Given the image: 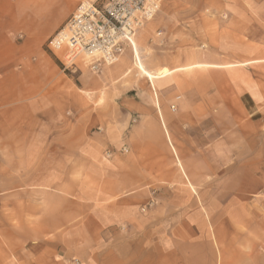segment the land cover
<instances>
[{"label":"rangeland","instance_id":"1","mask_svg":"<svg viewBox=\"0 0 264 264\" xmlns=\"http://www.w3.org/2000/svg\"><path fill=\"white\" fill-rule=\"evenodd\" d=\"M87 1L94 0H80L47 38L38 54L15 62L14 69L19 77L17 82H31L32 85L24 91L22 98L26 104L25 119H18L15 110L7 117L8 132L0 127V196L8 198V202H0V226L9 228L1 231L0 239L3 238V244L10 252L26 245L29 240L61 238L65 230H73L74 238L80 236L75 229L85 222L83 218L69 221L67 227H56L51 236L34 231L36 226L45 224V220L40 218L25 217V224L17 228V208L24 206L26 209L33 205L34 200H40L43 205V192L51 189L35 187L39 180L51 179L52 184L57 185L52 188L53 192L60 196L64 194L60 185L66 179L80 185L82 180L89 178L87 168H90V164L112 161L116 155L118 162H136L140 168L138 175L143 176L144 166L152 157L154 162L162 165L155 168L152 185L146 186L143 179L131 189L134 194L146 199L139 209V214L144 215L140 219L142 223L138 222L140 226L135 228V232L137 230L139 233L140 227H146L145 215L153 213L157 206L175 212L176 204H160L159 199L161 195L168 194L174 203L181 200L178 188L173 186L179 180L182 184L184 180L178 165L188 166L186 175L188 173L204 179L209 172L198 168L207 167L211 157L217 162V183H223L229 172L219 170L220 167L228 162L235 167L241 159H251L254 152L264 155V138L256 137L240 104L241 100H246L247 93L257 99L258 92H253L255 79L264 82V78L259 76H264V62H261L264 60V0H158L154 16L133 37L141 59L136 50L135 63L148 71H156L155 74L163 72L162 77L153 80V85L140 77L143 76L140 72L139 76L129 47L119 54L115 64L102 67L97 74L90 72L91 61L85 57L77 58L74 66L64 68L57 59L60 55L49 52L50 39L79 3ZM61 12H54L48 22ZM254 60L258 62L241 66ZM193 63L208 66L177 70ZM29 67L41 70L31 71ZM169 70L173 73L166 77ZM29 72L36 75L28 77ZM90 76L95 82L90 87L91 92H84L81 90L82 87L84 89L83 83ZM155 80L158 81L154 92ZM33 82L41 83L40 90H33ZM155 93L161 110L166 108L174 116L179 113L189 118L180 121L174 119L170 124L176 156L155 119ZM127 99L141 105L138 113L129 112ZM29 102L33 106L28 105ZM261 104L260 111L263 112L264 100ZM171 106L175 107L174 111L170 109ZM27 118L35 119V122ZM20 129L34 130L40 136L38 141L42 148L56 147L55 168L40 172L22 169L27 167L30 157L24 154V148L32 139L18 138ZM160 147L167 149L168 154H162ZM233 172L236 174V171ZM167 174L169 184L163 177ZM39 175L35 184L34 179ZM184 189L190 190L188 186ZM217 189L219 194L223 190L222 185ZM18 193L26 194L25 204L16 203ZM259 200L262 199L256 198L252 205L258 217H252L248 212V219L252 221L238 228L240 233L232 234L231 245L221 249L218 244L214 245L212 240L200 235L204 250L192 254L193 250L185 249V258L188 256L186 264H264V232L255 225H264V203ZM223 201L224 198L218 196V203ZM93 206L96 210L99 204L95 202ZM189 206L192 207L191 204ZM225 213L216 210L214 221H223ZM160 224L161 220L153 219L147 227L155 226L159 232ZM91 228H95V231L101 229ZM88 236L91 242L95 241L99 246V250L93 253L97 261L118 254L119 246L141 239L140 234L129 233L125 226L120 227L117 238H107L101 234L99 239H96L98 235L96 238L92 234ZM153 237L158 239L160 236ZM157 244L154 242L153 249H158ZM55 264L69 263L56 259Z\"/></svg>","mask_w":264,"mask_h":264},{"label":"crops","instance_id":"2","mask_svg":"<svg viewBox=\"0 0 264 264\" xmlns=\"http://www.w3.org/2000/svg\"><path fill=\"white\" fill-rule=\"evenodd\" d=\"M79 1L0 0V127L2 131L8 132L7 117L10 112L12 113L16 110L18 119L19 117L22 120L25 119L24 107L26 104L22 98H24V91L28 89L29 85H32L31 82L29 84L17 82L19 77L14 69L15 62L27 60L32 54H38L40 47L62 24L66 15L73 10ZM61 10L62 12L57 18L48 22L54 12ZM165 33L170 34L169 31H165ZM133 42L140 59V50L134 40ZM127 47L130 48L129 45L123 44L121 52H124ZM131 52L135 64L133 47ZM255 62H258V60L242 63L241 66ZM261 62H264V60ZM205 66L208 65L193 63L177 70H191ZM210 66L218 67L215 65ZM29 70H39L40 72L41 69L29 67ZM145 70L148 71L147 69ZM137 72L139 74L138 70ZM148 72L155 74L156 71ZM172 73L173 71L169 70V74L166 77ZM35 75L34 72L28 73V77L31 78ZM259 76L264 78L263 75ZM140 77L145 78L144 76ZM93 81L95 82L94 78L88 77L83 83L84 89L82 87L81 90L91 92L90 87ZM156 81L158 80L154 81V92ZM255 81L254 86L256 88L253 92H258L256 95L258 96L257 99L247 93L246 100H241V98L240 104L254 129L256 137L264 138V111H260L261 103L264 100V82L259 78L255 79ZM33 84V90H40V82H33ZM149 85H151L150 82ZM155 96L157 99L156 93ZM156 99H154L157 114L155 119L160 123L163 135L176 156L171 139L170 124L174 119L180 121V119L188 120L189 118L179 113L174 116L166 108L161 110L158 99L157 107ZM27 104L33 106L31 102ZM126 104L129 112L134 114L138 113L141 107L139 103L128 99ZM27 119L35 122V119ZM28 120L26 121L29 122ZM164 129H166L169 137L166 136ZM17 137L32 139L30 144L24 148V154L30 157L27 159V167L25 166L22 169L40 172L56 167V147L42 148L38 141L40 136L34 130L28 129L24 131L20 129ZM160 148L162 154H168L167 149L164 147ZM155 150H157V147ZM52 155H54L53 159L51 158ZM116 157L114 155L113 160L109 162L104 161L96 165L90 164V168H87L89 178L82 180L80 185L77 183L73 184L66 179L64 184L60 185L63 189V196H58L53 192L52 188L57 185H53L51 179L39 180L38 185L35 187L51 189L43 192V205H41L40 200H34L32 201L33 205L26 209L24 206L17 208V228L25 224V217L40 218L45 220V224L36 226L34 231H41L42 234L51 236L56 227H67L69 221L83 218L85 222L75 229V232H79L80 236L79 238H74L73 230H65V235L61 238L29 240L26 245L17 247L13 252L8 250L7 245L3 244V238H1L0 264H55L56 259L68 261L69 264H186L188 256L185 258V249L188 251L193 250L192 254L194 252L202 253L204 250L201 246L200 235L212 240L213 244H218L220 248L229 246L232 243V234L240 233L238 228L240 229L244 227L245 223L252 221L248 219V212H250L252 217H258L256 210L254 212V208H252L256 198L262 199L259 202L264 203V155H258L254 152L251 159L249 157L243 158L235 167L230 165L232 164L230 162L224 167H220L219 170L230 173L226 175V180L223 183H217L219 181L216 178L217 162L213 161L211 157H209L207 167L198 168V170L209 172L204 179L190 176L188 173L186 175L185 170L189 172L188 166L186 167L184 164L183 166L181 164L178 165L179 161L177 159V165L184 176V180L182 184L180 183L181 180H179L173 186L178 188L177 193L181 196V200H176L177 202L174 203L175 201L168 194L166 196L161 195L159 199L161 201L160 204L166 203L167 206L176 204L174 206L175 208L177 207L175 212L166 211L165 208L157 206L153 213L145 215L144 222L146 227L144 229L140 227V232L138 233L137 230L135 232V228L140 226L139 223H142L140 219H143L144 216L141 213L139 214V209L146 199L141 195L137 196L131 189L135 188L138 182L143 179V183L146 186H151L154 170L160 164L154 162L151 157L144 166V175L142 176L141 174L138 175L140 168L136 162H132V160L118 162ZM233 171H236V174ZM163 177L169 184L170 178H168V174L163 175ZM39 178L40 175L34 179L35 184ZM184 182L185 184H183ZM221 185L223 190H220L218 194L217 187ZM185 186H188L190 190H185ZM25 195L18 193L16 203L25 204ZM218 196L224 198L221 204L218 203ZM0 197V202H8V198ZM95 202L99 204L96 210H94L93 206ZM58 203H60V206ZM190 204L192 207L189 206ZM216 210L226 212L222 218L223 221L219 223L214 221ZM95 218L97 219L96 222L92 221ZM153 219L161 220L159 232H157L155 226H152L153 228L147 227V224ZM255 225L264 232V225L257 223ZM92 226L100 227L101 229H97V232L95 228H91ZM121 226H125V228H128L129 233H134L136 236L140 234V241L121 245L119 246L118 254L114 253L112 256L104 257L102 261L95 260L93 253L99 250V246H96L95 241L91 242L90 240L92 239L88 235L92 234V237L98 235L97 238L95 237L96 239H99V234L107 238L110 236L117 238L119 237ZM6 229L9 228L0 226V233ZM154 235H159L160 237L154 239ZM154 242L159 243L156 245L158 249H153Z\"/></svg>","mask_w":264,"mask_h":264},{"label":"built area","instance_id":"3","mask_svg":"<svg viewBox=\"0 0 264 264\" xmlns=\"http://www.w3.org/2000/svg\"><path fill=\"white\" fill-rule=\"evenodd\" d=\"M158 0H94L81 2L50 39L48 50L64 68L85 57L89 69L97 73L100 67L118 60L123 44L132 49L136 31L157 11ZM178 99V98H177ZM171 110H175L171 106ZM126 152V149H123Z\"/></svg>","mask_w":264,"mask_h":264},{"label":"bare ground","instance_id":"4","mask_svg":"<svg viewBox=\"0 0 264 264\" xmlns=\"http://www.w3.org/2000/svg\"><path fill=\"white\" fill-rule=\"evenodd\" d=\"M131 44H132V47H133V51L134 52H136V48H135V45H134V43L132 42V40H131ZM135 65H136V68H137V70L149 81V82H151V84L153 85V80L154 79H158V78H160V77H162V75H163V72H158V73H156V74H152V73H150V72H148V71H146L143 67H141L140 65H138V64H136L135 63ZM165 133H166V136L167 137H169L168 136V133L165 131Z\"/></svg>","mask_w":264,"mask_h":264}]
</instances>
